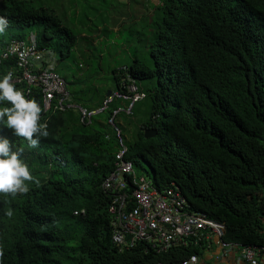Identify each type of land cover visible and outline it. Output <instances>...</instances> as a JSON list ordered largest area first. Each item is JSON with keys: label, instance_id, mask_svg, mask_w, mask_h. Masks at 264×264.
<instances>
[{"label": "trees", "instance_id": "16d2710c", "mask_svg": "<svg viewBox=\"0 0 264 264\" xmlns=\"http://www.w3.org/2000/svg\"><path fill=\"white\" fill-rule=\"evenodd\" d=\"M159 2L145 57L125 69L108 67L102 79L95 63L71 100L88 110L102 107L105 85L124 94L134 82L148 106L139 121L128 122L127 158L135 168L149 167L157 189L174 182L190 211L222 223L224 242L264 247V0ZM0 17L8 21L2 45L13 38L28 43L32 35L39 48L61 58L75 47L78 36L45 1L0 0ZM6 71L1 68L0 78ZM61 77L67 86L77 84ZM23 86L15 85L22 92ZM31 92L28 99L39 104V88ZM121 102L113 99L91 123L79 121L76 109L41 116L48 136L37 137L35 148L0 122V136L13 151L23 150L20 159L39 181L26 194H0V264H179L204 257L202 245L156 254L143 243L122 251L112 244L101 184L118 147L105 124ZM155 127L156 136L146 139L144 129Z\"/></svg>", "mask_w": 264, "mask_h": 264}, {"label": "built area", "instance_id": "2783aa9c", "mask_svg": "<svg viewBox=\"0 0 264 264\" xmlns=\"http://www.w3.org/2000/svg\"><path fill=\"white\" fill-rule=\"evenodd\" d=\"M51 56L50 50L39 49L33 36L28 43L13 38L4 45L0 44V64L7 58L12 60V82L26 85V95L31 94V88H39L41 115L64 112L73 106L69 102L65 82L53 72ZM132 89L135 90L134 87ZM80 111L82 121L94 113ZM126 153L127 148L120 142L114 169L102 185L111 199L107 211L113 218V241L119 249H131L139 242H145L150 250L161 254L179 246H203V258L192 255L179 264H201L213 255L217 262L226 264L230 261L234 264H257L261 253L264 256V247L224 242L225 227L222 223L190 211L185 197L174 183L157 189L150 179L137 176L133 162L124 159ZM213 245L220 253L210 252Z\"/></svg>", "mask_w": 264, "mask_h": 264}, {"label": "rangeland", "instance_id": "374dc122", "mask_svg": "<svg viewBox=\"0 0 264 264\" xmlns=\"http://www.w3.org/2000/svg\"><path fill=\"white\" fill-rule=\"evenodd\" d=\"M56 1L59 9L63 6L66 12L67 26L78 36L69 56L61 58L59 54L54 55L56 72L66 77L68 82L72 80L77 82L67 86L70 92L79 91L81 85H78V80L92 74L95 63L100 68L97 70L100 79L108 73V67L121 70L129 67L136 57H145L152 37L151 25L157 21V16L154 14L157 12V6L160 5L158 0H123L120 4H130V10L115 26L118 28L115 33L112 32L115 27L110 16H116V11L122 10L120 5L116 6L118 0ZM108 4L114 5V8ZM85 16L94 17L92 24L86 21ZM105 18L107 27L103 25ZM38 29L41 28H35L36 31ZM23 33L28 36L30 31L26 29ZM0 36H7V32L3 35L0 33ZM93 85L99 87V82L95 83L93 80ZM130 91L132 92L131 88ZM147 106V100L136 102L133 116L129 118L138 121ZM125 135L127 136L126 133ZM136 172L147 177L150 170L145 164L137 167Z\"/></svg>", "mask_w": 264, "mask_h": 264}, {"label": "clouds", "instance_id": "9594fccd", "mask_svg": "<svg viewBox=\"0 0 264 264\" xmlns=\"http://www.w3.org/2000/svg\"><path fill=\"white\" fill-rule=\"evenodd\" d=\"M158 2H159V0H158ZM7 25H8L7 19H5L4 17H0V33H3L5 31V28L7 27ZM39 49H41V48H39ZM43 49H46V48H43ZM47 50H50V49H47ZM50 51L52 53L51 58L53 59L54 58V55H53L54 52H52V50H50ZM4 67H6L7 71H6V74L3 76V78H0V105H9V106H0V122H3V124L8 129H11L15 136L21 137L24 140H26L28 142L29 147H31V148L38 147L39 146V139L37 137H40V136L47 137L48 136V132L46 130L47 124L40 122L41 116H43V114L41 115L42 109L39 105L41 103V93H40V103L39 104L35 99H28V97L31 94L30 95L25 94V91L27 89L26 86H23L24 89H22L23 90V92H22L21 90H18L15 87V85H18V84L15 82H12L13 72H11L12 68L9 65L5 66L4 64H0V77H1V68H4ZM123 69H125V68H123ZM53 72H54V70H53ZM59 77L65 82V80L61 76H59ZM65 84H66V82H65ZM132 87H134L135 90H133ZM130 88L132 89V92L130 91ZM32 89H36V88H31V90ZM126 89H127V93H124V94H121L120 92L113 93L111 90V95L106 96L102 107L98 108L97 110L89 111V112H94L92 114V116H94L95 114H97L99 112H103V110L108 107V103H110L115 98H122L123 100H127L129 102V105L125 108L118 107V108L114 109L111 113L110 118L107 120V124H109L111 126L113 132L116 134V137L119 140V143L121 142L120 130L115 125L114 121L116 120L117 115H119V113L129 114L133 103L135 101H137L139 99V97L141 96V93L138 91V88L134 82H131L128 86H126ZM66 90L68 92L67 84H66ZM32 92H30V93H32ZM76 108L78 109V111L80 112V115H81L80 109H82V108H78V107H76ZM57 113H62V112H57ZM48 114H50V113H48ZM53 114H55V113H53ZM158 117H159L158 114L153 116L154 119H158ZM90 118H85V119H90ZM150 129L157 131L156 127L144 129L143 134L146 130H150ZM125 147L127 148V146H125ZM119 149H120V146L117 148V150L114 154V160H115V155ZM22 151H23L22 149L19 152L13 151L12 146H11V142L7 138L0 136V194L11 195L12 197H15L17 195H23V194H26L29 192V183L30 182L39 183V181L35 180V178L33 177L28 165L20 159V155H21ZM127 153H128V148H127ZM127 153L124 156V159L133 162L132 160L127 158ZM133 164H134V162H133ZM142 165L143 164L141 163V167H142ZM136 168L134 166L135 174L137 176H142L136 172ZM113 169H112V171H113ZM142 177L146 178V179H150L152 181V179L149 177V175L147 177H145V176H142ZM171 183H174V182H171ZM102 185H103V182L101 184V189L104 191ZM164 188H166V187H164ZM104 193L109 197V203H110V200H111L110 196L105 191H104ZM187 206H188V204H187ZM107 209H108V206H107ZM107 213H108V211H107ZM79 214L84 215V210L73 211L74 216H78ZM5 215L7 217L11 218L13 216V211L11 209H8L5 212ZM108 215L110 217L111 242H112V244L119 251L129 250L130 248H125V247L123 249H119V246H117L114 243L113 231L115 228L113 226V218L110 216V214H108ZM222 240H223V237H222ZM139 243H143L145 245V247L147 249H149V247L147 246V244L145 242H139ZM138 244H136V246ZM204 245L206 246L207 244L204 243ZM175 248H185V247L179 246V247H175ZM175 248H172V249H175ZM211 248L212 249L210 250V252L216 254L217 253L216 247L213 245V246H211ZM172 249H170V250H172ZM218 253H220V251ZM2 254L3 253L0 252V256H2ZM206 255L209 256V254H206ZM193 260H195V258H193ZM205 261L206 262H202V261H200V262H202L201 264H221V263H224V262H217L215 259V255H213V258L206 259ZM227 264H228V262H227Z\"/></svg>", "mask_w": 264, "mask_h": 264}, {"label": "crops", "instance_id": "0c3cea01", "mask_svg": "<svg viewBox=\"0 0 264 264\" xmlns=\"http://www.w3.org/2000/svg\"><path fill=\"white\" fill-rule=\"evenodd\" d=\"M36 1H38V2H42V1H45L46 2V4H47V6H49L50 8H53L54 10H55V12L58 14V15H60L61 16V19L64 21V19H65V21H64V24L65 25H68L67 24V16H66V12H65V10H64V8H63V6H61L60 7V9H59V7H58V4H57V1L56 0H36ZM123 0H118V5H116V6H119L120 5V7L122 8V10H120V11H116L117 12V15L115 16V15H111L110 16V19H111V21L113 22V27H115V26H117L118 25V22H120V20H122V19H124V15H125V13L126 12H129V10H130V4H120L121 2H122ZM109 6H111V8H114V5H112V4H108ZM151 11V10H150ZM113 13V12H112ZM63 16H64V19H63ZM85 19H86V21H88V23L89 24H92V22L94 21V17H88V16H85ZM115 19H117V20H115ZM106 21H107V19L105 18V20H104V22H103V25L104 26H106L107 27V24H106ZM116 24V25H115ZM117 30H118V28H114L113 30H112V32L113 33H115V32H117ZM54 55H55V53H54ZM139 59H141V58H139ZM51 63H53V70L55 69V64H56V60H55V58H53V60H52V62ZM102 78V77H101ZM145 84V83H144ZM144 84H139V85H144ZM81 87V89H84L85 88V86L84 85H82V86H80ZM104 88L105 89H108V91H107V93L109 92V91H111L110 90V87L109 86H104ZM104 89V90H105ZM104 90H103V93L101 94V96H102V98L104 97V95H105V97L107 96V93H104ZM68 94H69V102H70V104H72L73 106L72 107H70L69 109H76L77 111H78V109L76 108V107H78V108H82L83 110H86V111H91V110H97L98 108H100V107H95V108H89V110L87 109V108H85V107H81L80 105H76V104H74L73 102H72V97H73V92H70L69 90H68ZM99 97H100V95H99ZM145 98V94L144 93H141V96L139 97V99L137 100V101H135L134 103H133V105L136 103V102H138V101H143V99ZM124 102H121V103H117L118 104V107H122V108H125V107H127L128 105H127V103H129L127 100H123ZM125 102H127V103H125ZM132 105V106H133ZM131 110H132V108H131ZM131 110H130V113L129 114H126V115H128L129 117H132L133 115H132V112H131ZM66 112V111H65ZM63 113V112H62ZM55 114H57V113H55ZM102 114V112H99V113H97V114H95L94 116H92L90 119H85L84 121H87L88 123L90 122V121H92L93 119H96V120H99V117L98 116H100ZM59 116H61V115H59ZM142 117V116H141ZM80 118H81V121H82V116L80 115V117H79V121H80ZM118 118V117H117ZM116 118V122L118 123V125H119V130H120V139H121V143L123 144V145H127L126 144V142L128 141V139H129V135H128V133H126L125 132V130L126 129H128L129 128V126H128V122L129 121H134L132 118H129L128 120H126L125 122H123L121 119H117ZM140 120V119H139ZM138 120V121H139ZM84 121H82V122H84ZM107 121V120H106ZM135 122V121H134ZM64 123L66 124V120L64 121ZM91 123V122H90ZM105 123V122H104ZM69 124H74V122H73V119H70L69 120ZM105 126L106 127H108V129L110 130V128H111V126L109 125V124H105ZM132 127V126H131ZM102 128V127H101ZM95 129V131H99V129H97V128H94ZM127 134V136L125 135V133ZM106 137V139H109L110 137L108 136V134L105 136ZM117 138V137H116ZM117 144H118V147L120 146V143H119V140H118V138H117ZM117 147V148H118ZM216 252L218 253L219 252V250L217 249L216 250ZM221 264H226V263H221ZM229 264H234L233 263V261H230L229 262ZM261 264H264V258H263V260H262V262H261Z\"/></svg>", "mask_w": 264, "mask_h": 264}, {"label": "water", "instance_id": "95a60500", "mask_svg": "<svg viewBox=\"0 0 264 264\" xmlns=\"http://www.w3.org/2000/svg\"><path fill=\"white\" fill-rule=\"evenodd\" d=\"M110 95H111V91H109V92L107 93V96H110ZM156 133H157V131H155V130H153V129H150V130H146V131L144 132V136H145L146 139H147V138H153V137L156 136Z\"/></svg>", "mask_w": 264, "mask_h": 264}]
</instances>
